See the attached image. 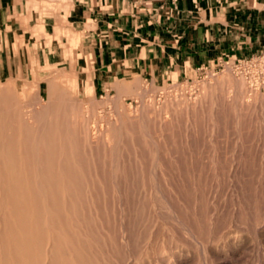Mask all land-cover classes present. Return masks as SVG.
Wrapping results in <instances>:
<instances>
[{"label": "rangeland", "instance_id": "1", "mask_svg": "<svg viewBox=\"0 0 264 264\" xmlns=\"http://www.w3.org/2000/svg\"><path fill=\"white\" fill-rule=\"evenodd\" d=\"M219 2L203 20L264 23ZM87 28L0 0V264H264V50L103 85Z\"/></svg>", "mask_w": 264, "mask_h": 264}, {"label": "crops", "instance_id": "2", "mask_svg": "<svg viewBox=\"0 0 264 264\" xmlns=\"http://www.w3.org/2000/svg\"><path fill=\"white\" fill-rule=\"evenodd\" d=\"M69 2L88 24L95 78L103 85L138 77L163 83L169 77H186L192 68L209 65L221 56L264 50V23L255 28L254 23L232 20L219 25L202 19V11L221 6L219 0ZM3 14L7 19L18 17L13 11Z\"/></svg>", "mask_w": 264, "mask_h": 264}, {"label": "bare ground", "instance_id": "3", "mask_svg": "<svg viewBox=\"0 0 264 264\" xmlns=\"http://www.w3.org/2000/svg\"><path fill=\"white\" fill-rule=\"evenodd\" d=\"M256 100V99H255ZM235 103H236V101H234ZM6 122V121H5ZM48 129V128H47ZM48 131V130H47ZM46 138V137H45ZM47 142V141H46ZM59 144V143H58ZM61 146V145H60ZM5 148V147H4ZM60 153V152H59ZM60 155H61V153H60ZM37 183V182H36ZM42 185V184H41ZM43 190V189H42ZM46 191V190H45ZM43 192V191H42ZM122 199V198H121ZM43 201H45V200H43ZM47 201V200H46ZM44 203H46V202H44ZM122 205V204H121ZM120 205V206H121ZM47 207V206H46ZM45 209H47V208H45ZM48 211V210H47ZM50 215H51V213H50ZM49 219V218H48ZM47 222V221H46ZM39 223V222H38ZM62 224H65V223H62ZM53 226H55V225H53ZM48 227V226H47ZM46 227V228H47ZM123 227V226H122ZM53 228V227H52ZM45 229V228H44ZM74 229H76V228H74ZM125 229V228H124ZM49 230H50V227H49ZM51 231V230H50ZM56 231V230H55ZM65 231V230H64ZM44 232V231H43ZM52 232V231H51ZM124 233V232H123ZM190 233V232H189ZM71 235V234H70ZM55 236V235H54ZM50 237V236H49ZM52 237V236H51ZM70 237V236H69ZM70 238H72V237H70ZM58 244V243H57ZM56 244V245H57ZM49 248V247H48ZM51 248V247H50ZM55 248V247H54ZM50 250V249H49ZM56 250V249H55ZM52 251V250H51ZM50 251V252H51ZM48 252V251H47ZM58 251H56V253H57Z\"/></svg>", "mask_w": 264, "mask_h": 264}, {"label": "built area", "instance_id": "4", "mask_svg": "<svg viewBox=\"0 0 264 264\" xmlns=\"http://www.w3.org/2000/svg\"><path fill=\"white\" fill-rule=\"evenodd\" d=\"M262 55H264V52H262ZM236 60V59H235ZM238 61V60H237ZM216 62H218V59L216 60Z\"/></svg>", "mask_w": 264, "mask_h": 264}]
</instances>
